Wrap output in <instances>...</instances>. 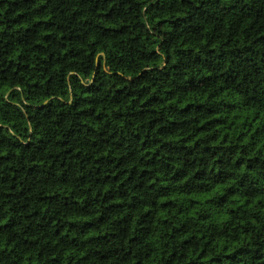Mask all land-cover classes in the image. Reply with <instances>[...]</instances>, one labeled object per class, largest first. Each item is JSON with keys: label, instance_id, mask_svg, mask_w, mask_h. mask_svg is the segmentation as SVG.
Here are the masks:
<instances>
[{"label": "clouds", "instance_id": "9594fccd", "mask_svg": "<svg viewBox=\"0 0 264 264\" xmlns=\"http://www.w3.org/2000/svg\"><path fill=\"white\" fill-rule=\"evenodd\" d=\"M0 264H264V0H0Z\"/></svg>", "mask_w": 264, "mask_h": 264}]
</instances>
